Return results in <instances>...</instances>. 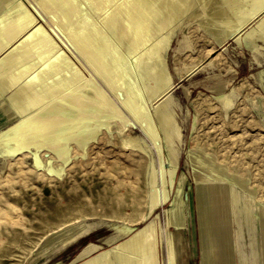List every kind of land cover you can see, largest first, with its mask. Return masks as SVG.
<instances>
[{"label":"rangeland","instance_id":"obj_1","mask_svg":"<svg viewBox=\"0 0 264 264\" xmlns=\"http://www.w3.org/2000/svg\"><path fill=\"white\" fill-rule=\"evenodd\" d=\"M14 1L21 2L54 37L58 47L85 75L91 72L96 81L93 83H98L107 96L115 99L125 116L133 119L132 113L86 66L77 48L67 39L69 29L61 28L54 15L39 7L37 0ZM187 1L191 4L189 11L170 32L168 46L162 52L164 72L170 77L168 88L155 96L150 88L151 100L148 86L155 85V79L145 81L147 95L142 88L147 100L144 111L156 125L164 158L169 157L170 147L177 150L176 180L169 200L159 205L148 219H141L145 211L147 157L122 145L119 120L112 122L111 132L103 128L87 144L85 152H77L72 145L71 162L61 177L36 168L28 152L0 156V264H75L87 243L90 251L99 246L98 252L129 234L120 233L117 228L128 226L134 230L144 225L149 227L155 264H166L170 244L163 227L167 219L170 230L181 236L184 264H200L202 255L214 258L219 249L216 264H231L224 245L226 237L232 242L231 229L237 227L231 208L232 191L247 195L256 215L257 206L264 209V91L259 81L264 76V42L257 40L254 51L238 38L216 43L201 23L211 20L210 9L203 5L211 0ZM5 7V1L0 0V12ZM80 10L81 14L89 15L87 5L80 4ZM225 17L223 14L212 21L220 24ZM96 18L101 17L92 15V22L101 23ZM167 31L164 27L163 32ZM147 45H141L136 55ZM120 47L118 50L128 59L123 63L126 61L129 71L137 76L133 65L136 55H128L126 48ZM8 94L0 91V109L5 115L3 105L8 103ZM119 95L124 96L123 91ZM159 101L164 102L165 108L159 107L164 109L162 112L156 107ZM164 113L169 115L165 126L160 120ZM7 117L3 127L18 118ZM165 129L170 135L169 144L165 141ZM123 134L144 138L136 124H128ZM39 154L43 160L49 157L45 150ZM86 224L91 227L88 234L78 233L70 238L72 232H80ZM247 224L245 230L251 232L258 225L257 218Z\"/></svg>","mask_w":264,"mask_h":264},{"label":"bare ground","instance_id":"obj_2","mask_svg":"<svg viewBox=\"0 0 264 264\" xmlns=\"http://www.w3.org/2000/svg\"><path fill=\"white\" fill-rule=\"evenodd\" d=\"M4 1L6 7L0 12V91L9 92L8 103L2 104L4 111L9 117L18 118L0 129V156L28 152L36 168L61 177L65 167L71 162L72 145L77 152H85L87 144L103 128L111 132L112 122L119 120L122 128L118 133L122 145L136 149L147 157L145 211L141 219H148L159 205L170 198V190L175 186L176 180L177 150L170 147L169 157L167 160L164 158L156 125L148 112H145V81H156L152 87L148 86L149 100L152 97L149 94L150 88L153 89L154 96L168 88L170 77L164 72L162 52L168 46L170 32L178 25L182 15L189 11L191 4L187 0H37L39 7L54 15L61 28L70 30L69 38L65 36L67 33L64 36L77 48L76 51L84 58L93 74L132 113L135 119L133 121L125 116L115 99L107 96L98 83H93L95 78H92L94 75L91 72L88 76L85 75L77 63L58 47L54 37L21 2ZM80 4L87 5L89 15L80 13ZM203 5L210 9L212 17L210 21L204 20L201 23L216 43L222 44L228 38H238L249 50L254 51L257 40L264 42V0H211L204 1ZM223 14L226 17L220 24L212 21ZM92 15L101 17L96 18L97 21L101 19V23L98 21L94 24L96 21L92 22ZM248 24V28L244 29ZM164 27L168 28L166 33L163 32ZM144 43H148L147 47L136 55ZM120 45L126 48L128 55H136L133 65H136L137 76L127 68L129 64L125 63L128 59L118 50ZM92 85L94 87L89 91L88 88ZM120 91H123L124 96L119 95ZM163 104V101H159L157 109L163 108ZM141 115H145V119H141ZM157 115L158 113L154 116ZM163 115L160 116H163L164 121L159 119L165 126L169 115ZM128 124L139 126L144 138L125 136L123 130ZM164 132L165 141L169 144L170 135L166 129ZM42 150L50 154L45 160L39 154ZM135 154L138 153L133 155ZM246 196L237 191L231 193V208L237 226L242 228L256 217L260 225L264 226V209L257 206L259 214L256 215ZM148 228V225L134 230L128 226L117 228L120 233L129 234L109 248L94 254L89 259V264H155ZM163 228L170 244L166 264H183L179 232L170 230L168 219ZM225 240L224 247L230 256V240L228 237ZM207 261L205 260L206 263Z\"/></svg>","mask_w":264,"mask_h":264},{"label":"crops","instance_id":"obj_3","mask_svg":"<svg viewBox=\"0 0 264 264\" xmlns=\"http://www.w3.org/2000/svg\"><path fill=\"white\" fill-rule=\"evenodd\" d=\"M259 81L262 83V89L264 91V76L259 78ZM226 97H224V100ZM8 122V117L0 109V128L3 127ZM259 214V213H257ZM257 218V217H256ZM258 225L252 229V231L245 230V226L242 228L239 226H232V244L230 250L231 264H264V226L260 225V221L257 219ZM89 225H85L80 229V232H72L70 238H73L75 235L80 233V236L88 234L90 231ZM254 230V231H253ZM90 244L84 245L81 249V258L76 261L75 264H89V259L96 253L99 248L98 246L95 250L90 251ZM92 244V246H94ZM220 251V249H219ZM219 251L216 252L215 257L210 258V254L202 255L200 264H216V259L218 258ZM205 260H208L206 263ZM184 264V261H183Z\"/></svg>","mask_w":264,"mask_h":264}]
</instances>
